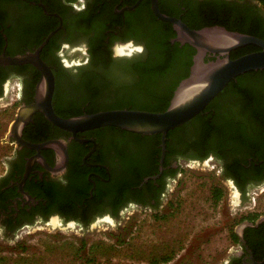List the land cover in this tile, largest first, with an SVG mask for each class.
Wrapping results in <instances>:
<instances>
[{
    "label": "flooded vegetation",
    "instance_id": "af4514ba",
    "mask_svg": "<svg viewBox=\"0 0 264 264\" xmlns=\"http://www.w3.org/2000/svg\"><path fill=\"white\" fill-rule=\"evenodd\" d=\"M138 1L0 0V55L34 52L47 40L40 57L53 72L52 106L60 117L140 110L171 87L174 95L189 75L196 51L188 69L175 62L164 77L144 79L140 66L151 43L165 31L161 23L165 21L155 15L152 0ZM157 1L162 12L182 17L180 2L195 5L203 0ZM239 1L264 18L259 0ZM175 36L172 44L178 42L173 41ZM210 59L215 57H205ZM41 75L30 62L0 63V102L6 101V111L14 110L4 137L12 152L3 160L5 171L0 175L4 233L14 235L25 225L52 217L87 226L106 216L120 220L129 208L161 209L184 163H212L222 184L211 189L222 190L219 201L227 194L230 202L233 195L236 205L233 209L228 203L225 208L226 244L220 249L224 259L219 264H264V208L257 201L264 192V85L239 83L234 87L251 99L231 93L210 111L211 121L194 124L189 139L173 136L161 171L156 141L144 134L104 126L74 135L41 111L11 129L19 108L35 101ZM251 101L258 105L250 106ZM205 125L211 130L207 142L200 143L199 129ZM52 140L55 145L41 146ZM164 256L152 258V264L170 262Z\"/></svg>",
    "mask_w": 264,
    "mask_h": 264
},
{
    "label": "rangeland",
    "instance_id": "374dc122",
    "mask_svg": "<svg viewBox=\"0 0 264 264\" xmlns=\"http://www.w3.org/2000/svg\"><path fill=\"white\" fill-rule=\"evenodd\" d=\"M5 102H0V175L12 152L1 141L14 115ZM179 178L165 207L127 210L116 228L102 223L82 237L38 227L22 232L14 243L0 234V264H152V258L166 254H172L166 264H218L229 200L227 194L218 202L212 198L211 187L222 184L217 168L184 165ZM257 201L263 209L264 192Z\"/></svg>",
    "mask_w": 264,
    "mask_h": 264
},
{
    "label": "water",
    "instance_id": "95a60500",
    "mask_svg": "<svg viewBox=\"0 0 264 264\" xmlns=\"http://www.w3.org/2000/svg\"><path fill=\"white\" fill-rule=\"evenodd\" d=\"M152 9L159 19L172 24L176 32L173 41H178L181 44L188 43L196 49L189 75L180 82L165 110L148 111L123 108L85 113L67 118L58 116L52 106L54 75L50 67L40 57V50L47 42L45 40L34 52H27L16 56L0 55V63L22 64L30 62L36 65L42 72L36 87L35 101L19 108L16 119L11 124V129L22 127L25 123V117H29L36 111H41L53 124L71 131L74 135L79 131L104 126H115L144 135L161 134L162 153L160 170L162 171L168 131L183 125L197 116L239 75L252 70L264 69V38L229 30L222 25L205 26L200 29L191 28L180 17L162 12L157 0H152ZM248 44L258 46L259 50L243 54L237 58L231 57V51ZM207 55L214 56L215 59L206 61L205 57ZM1 141L3 142L4 139ZM55 143L56 141L52 140L41 144V146L48 147L53 144L55 145ZM184 165L202 170L212 168V163L211 165H207L206 163L198 164L194 161L186 162ZM176 183L173 182L171 184V189L164 203L168 201ZM231 198L232 202H229L231 204L230 207L235 209L236 205L233 195ZM130 209L137 208H129L128 210ZM146 210L159 209L147 208ZM120 220H113L110 216H106L103 220L98 219L90 225L85 226L74 222L64 223L58 217H52L48 221H37L25 225L16 231L14 235H7L2 229H0V234L10 243H14L24 231L38 227H50L59 232L83 237L91 234L102 223H112L116 228Z\"/></svg>",
    "mask_w": 264,
    "mask_h": 264
},
{
    "label": "trees",
    "instance_id": "16d2710c",
    "mask_svg": "<svg viewBox=\"0 0 264 264\" xmlns=\"http://www.w3.org/2000/svg\"><path fill=\"white\" fill-rule=\"evenodd\" d=\"M243 3L244 2L239 0H203L195 5L180 2L178 9L180 12H185V15L182 17L173 12H166L165 10L163 11H165V13L168 15H178L191 28L200 29L205 26L222 25L229 30L239 31L264 38V18L257 12L249 10L243 5ZM259 4L264 8V0H259ZM177 13H179L178 10ZM161 23H164L165 31L161 30L159 33V38H157L158 40L151 43L147 60L140 66V73L144 76V79L149 80L150 82L154 79H159L162 76L164 77L167 75L169 73V69L175 65V62H180L183 68L185 67L188 69V66L192 63V56L196 51V49L188 43L183 45L180 42H175L172 44L171 37L176 35V32L173 30L170 23ZM180 45H182V47ZM256 50H259L258 46L254 44H248L231 51L230 55L232 58H237L243 54ZM235 80L236 79H233L215 97V99H213L209 105L192 120L168 131L166 139L167 150H169L171 147L170 142L173 136L178 135L182 136L184 140L189 139V134L192 131L195 123L204 122L205 124L211 121L210 111H212L214 107H217L218 105L220 106L221 101L227 95L235 93L238 94V99H251V95H248V93H245V91L239 92L234 86L239 85V83L244 84L247 82H251L253 84L255 83L261 86L264 85V69L248 71L239 75L237 77V81ZM144 88L147 89V87ZM173 88L174 87H171V89H169V93L161 97V99L154 102H147L142 105L140 110H165L170 103ZM148 90H150L149 92H153V89L148 88ZM257 102L258 101H251L247 103L250 106H257ZM206 111L208 112L205 113ZM117 129L121 130L119 128ZM210 130L211 128L206 125L199 129V131L202 133L200 136V143L207 142ZM146 139L156 141V149L154 153L157 157V162H159L162 151L161 134L146 135ZM123 186L127 187L128 184H124ZM221 197V189H212V198L215 200V202H218ZM85 224H88V222H85ZM171 257L172 254H166L162 259L164 261H168L171 259Z\"/></svg>",
    "mask_w": 264,
    "mask_h": 264
}]
</instances>
